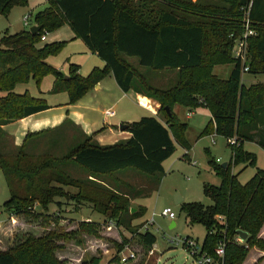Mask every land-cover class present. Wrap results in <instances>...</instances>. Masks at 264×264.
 <instances>
[{
  "label": "trees",
  "instance_id": "trees-1",
  "mask_svg": "<svg viewBox=\"0 0 264 264\" xmlns=\"http://www.w3.org/2000/svg\"><path fill=\"white\" fill-rule=\"evenodd\" d=\"M168 1L177 7L163 11L159 0H47V6L34 16L31 26H40L35 34L27 29L13 34L5 31L0 37V92L4 93L0 95V126L51 107L44 97L15 92L17 85L31 79L39 86L46 75L53 76L50 92H65L68 104L108 74L123 92L133 91L153 100L140 96L141 105L155 112L158 104L156 116L126 123L130 137L111 145L101 146L94 135L83 134L63 157L35 155L25 146L39 132L27 134L14 153L0 151V169L9 194L2 205L4 212L46 228L39 234L20 232L11 244L0 247V264H69L67 258L58 256L64 243L78 233L94 232L95 226L79 222L76 229L68 230L59 221H50L48 207L57 202L55 198L68 196L89 202L96 212H110L111 219L120 216L126 199L101 181L74 179L60 166L70 163L95 180L126 169L149 176L163 174V162L174 153V143L188 146L184 136L187 124L173 112L175 105L189 110L207 108L211 117L201 134L223 137L231 150L225 167L208 160L219 178V185L203 187L211 204L180 203L189 222L205 227L201 252L212 255L221 244L224 264H243L252 249L262 252L252 264L264 259V237L260 236L264 169L256 167L245 183L239 181V172H233L241 164L255 166L256 156L244 149V142H255L264 149V83L246 85L242 81L243 66L232 57L242 21L230 19L250 5L248 16L255 34L248 38L246 73L264 74V0H221L227 5ZM26 4L27 0H0V14ZM63 24L103 61L102 67L95 66L82 76L79 66L70 63L64 78L59 69L47 63L46 57L57 54L62 42L46 43L41 37ZM126 58H136L140 67L151 71H177V82L168 88L154 87ZM224 64H232V68L221 78L213 73V67ZM232 138L236 143L231 147ZM67 186L78 188V192L68 193L64 190ZM238 230L247 233L244 241L239 240ZM142 240L148 247L156 241L149 231L142 234ZM98 263L99 259L92 257L89 264Z\"/></svg>",
  "mask_w": 264,
  "mask_h": 264
},
{
  "label": "rangeland",
  "instance_id": "rangeland-1",
  "mask_svg": "<svg viewBox=\"0 0 264 264\" xmlns=\"http://www.w3.org/2000/svg\"><path fill=\"white\" fill-rule=\"evenodd\" d=\"M159 1H161L159 8L161 9V6H163V11L177 7L175 2ZM185 1L198 4L227 5L221 0ZM46 6L47 0H27L26 5L12 6L6 15L0 14V37L5 31L13 34L29 29L34 22L35 14ZM246 11V7H242L239 9L238 14H232L233 17L230 19L238 22L242 21L247 15ZM26 14H29L28 22L30 25L28 26H24L22 21L23 16ZM250 29H252L251 24ZM253 32L255 34L254 30ZM44 42H62L59 52L47 56L46 61L59 69L64 76L68 74L70 63L79 66V73L82 76H86L95 66H103L97 56L88 52L85 44L80 39L74 38V33L67 24L46 33ZM126 61L142 73L147 82L154 87L168 88L177 82V71H151L140 67L136 58H126ZM230 68H232V64L216 65L213 67V73L218 77L226 78ZM109 81L112 85H116L113 78H105L104 83H109ZM242 81L248 85L254 81L264 83V74L253 75L245 72ZM52 82V75H46L39 86L31 79L26 84L17 85L15 92L23 93L27 91L32 96L44 97L49 102L61 97H67L68 100L65 92L56 95L50 93ZM3 94V92H0V95ZM126 101L128 100L125 98L115 107H110V104L104 101L100 104V108L102 110L113 108L112 110L117 116L120 109L133 112L132 105L125 106ZM173 112L181 122L187 124L184 136L188 146L174 143L175 151L163 164V174L149 176L135 170L126 169L116 174L97 177L98 180L104 182H100L102 185L111 190L113 189L123 199H126L124 210L120 216L111 219L109 217L110 212L103 214L96 212L93 205L91 203L88 205V202L87 205L93 210L83 206L80 212H75L73 209H79L81 203L68 198V196L56 197L55 201L57 202L49 205V220L59 221L58 223L62 228L76 229L79 222L95 226L93 228L94 232L89 234L78 233L75 238L64 243L65 248L58 255L66 256L69 264H89L92 257L99 259L98 264H197L195 258L182 244V239L189 237L200 246L206 230L200 223L189 222L186 214L180 210V203H175V198L180 197L184 203L196 202L204 206L210 205L211 200L203 193V187L204 185H219V178L211 170L208 160L214 159L218 164L227 163L231 158V150L226 145V140L223 137L215 133H213L214 136L201 134L210 118V112L207 108L200 106L189 110L183 106L175 105ZM189 112H192L190 117L187 116ZM116 117L112 115L110 119ZM97 118L100 119L101 116L98 115ZM78 134L79 131L65 125L61 129L45 131L38 136H34L33 139H28L25 149L35 155L48 154L60 158L74 145L75 141L73 142L72 137L78 138L76 136ZM229 144L231 147L234 146L232 143ZM243 147L245 150L254 153L256 162L255 166L241 164L233 169V172H239L238 179L241 183H245L255 174L256 167L264 169V149L251 142H244ZM16 149L17 147L14 146L10 137L0 128V151L14 153ZM217 159H219L218 162ZM69 164H62L60 166L61 170L67 173L66 168ZM76 169L77 171L71 174L74 179H78L81 177L80 173H83L78 167ZM85 176L87 175L85 174ZM111 181H114V184ZM64 190L67 191V188L64 187ZM8 197V190L0 169V247L11 244L20 232L34 231L33 233L39 234L46 230L44 226L28 222L23 216L7 215L2 205ZM70 208L72 211H67ZM164 208H170L175 217L170 219L161 216L160 212ZM38 209L37 206L35 210L38 211ZM135 214L139 216L133 218ZM152 214H154V221L150 222ZM86 216H90L93 220L85 219L81 221ZM172 223L174 224L172 225ZM49 225V228L54 226L52 223ZM146 231H149L155 237L154 246L148 247L143 242L142 234ZM152 249L153 254H149ZM130 253H133L134 258L122 261V257H129Z\"/></svg>",
  "mask_w": 264,
  "mask_h": 264
},
{
  "label": "crops",
  "instance_id": "crops-1",
  "mask_svg": "<svg viewBox=\"0 0 264 264\" xmlns=\"http://www.w3.org/2000/svg\"><path fill=\"white\" fill-rule=\"evenodd\" d=\"M88 52L91 53L89 50ZM100 61H101V64L104 65L103 61L102 60ZM230 70L231 68L228 70L227 75H229ZM105 78L110 79V78H113V76L111 74H108ZM105 78L100 80L93 88L88 90L73 104H68L67 97L65 98L61 97L52 102H49L46 100V102L51 106L50 108H48L47 110L32 114V115H29L25 118L2 124L0 127L1 131L5 132V134H7L10 137L14 146L16 147L20 146L23 143V141L27 139L26 135L29 133H39L41 131L42 133H44L45 131L61 129L65 125L71 126L75 130L79 131V134L76 135L78 138L72 137L73 142L74 141L76 142V140L81 139L83 134L94 135L93 139L101 146L111 145L118 141L128 139L130 137V133L128 131L119 130V125L126 124L132 121H138L140 118L145 117V116H156L158 104L155 102L157 104V108H156V111L154 112V110H150L147 106L141 105L139 101L140 96L147 100H151L150 98L140 93H135L133 91L123 92L118 87L115 80L114 82L116 85H112L110 81L109 83H104ZM252 83H255V81L251 82L250 84ZM60 93H64V92H60ZM51 94L56 95L59 93H55V94L51 93ZM125 98L128 100L124 103L125 106H127L128 104L132 105L133 112L130 110L120 109L118 116L114 112L113 117L117 116L115 119H110L111 116L106 117L104 115V112L108 109L102 110L100 108V104L102 102L107 101L110 104V107L111 106L115 107L117 104L119 105V103ZM137 107H138V110H137ZM109 109H113V108H109ZM191 114L188 115L187 113V116L190 117ZM98 115L101 116L100 119L97 118ZM117 127H118V130L116 131ZM211 135L214 136L213 134ZM33 137L34 136H32L31 138L33 139ZM251 143L256 144L255 142H251ZM166 160L163 162V164L166 162ZM76 168L74 165L69 164L68 167L66 168L67 174L68 175L74 174V172L77 171ZM80 176L81 177L78 178L80 180L89 179L92 181L100 182V180H95L92 177L87 178L84 172L82 174L80 173ZM111 183L114 184V181H111ZM66 188H67V191L70 192L71 194H76L78 192V188L76 187L67 186ZM80 203H81L79 206L80 208L79 209L75 208L73 209V211L80 212L83 206H87L90 208V210H93L90 206H88L90 204L89 202H88V205L86 201H82ZM70 210L71 208L68 209L67 211H70ZM85 219L86 220L89 219V221L93 220V218H91L90 216H86L83 219H81V221ZM108 226L110 227V225ZM260 236L264 237V225L260 231ZM261 256H262L261 251L252 249L247 259L243 262V264H252ZM59 257L67 258L66 256H59ZM259 264H264V259H262V261Z\"/></svg>",
  "mask_w": 264,
  "mask_h": 264
},
{
  "label": "built area",
  "instance_id": "built-area-1",
  "mask_svg": "<svg viewBox=\"0 0 264 264\" xmlns=\"http://www.w3.org/2000/svg\"><path fill=\"white\" fill-rule=\"evenodd\" d=\"M250 5L246 7L247 15L242 20V31L241 34L235 39L234 46L232 49V57L241 62L242 64V71L246 72L248 70V67L245 65V61L247 58V44H248V38L252 35H254V32L252 29H250V20L248 16V10ZM29 14H26L23 16L22 21L24 23V26L30 25L28 22ZM41 39H45V36H42ZM191 114V112L188 113V115ZM104 115L106 117H110L114 115V110L108 109L104 112ZM229 143L235 144L236 141L234 138L229 140ZM217 162L219 159L216 160ZM161 216L168 217L170 219H173L175 217V214L170 208H164L160 212ZM154 221V214H152L150 218V222ZM149 224V223H148ZM182 244L189 250L190 254L195 258V262L197 264H224L223 258H224V246L218 245L215 250L214 254L208 255L203 252H201L200 246H198L192 239L190 238H184L182 239ZM149 254H153V249L149 251ZM129 258H134L133 253H130L129 257H122V261L128 260ZM165 264V263H162Z\"/></svg>",
  "mask_w": 264,
  "mask_h": 264
},
{
  "label": "water",
  "instance_id": "water-1",
  "mask_svg": "<svg viewBox=\"0 0 264 264\" xmlns=\"http://www.w3.org/2000/svg\"><path fill=\"white\" fill-rule=\"evenodd\" d=\"M40 29V26H37V25H33L29 28V31L32 33V34H35L38 30ZM64 78H67V76H65ZM165 110L168 114H170V111H169V108L168 107H165ZM127 129V124H120L119 125V130L121 131H125ZM226 163H223L222 164V167H225ZM182 202V199L180 197H176L175 198V203L176 204H179ZM174 223H172L173 225ZM238 233V237L241 241H244L246 236H247V233L244 232V231H241V230H238L237 231Z\"/></svg>",
  "mask_w": 264,
  "mask_h": 264
}]
</instances>
